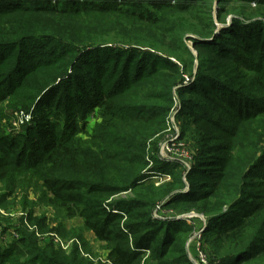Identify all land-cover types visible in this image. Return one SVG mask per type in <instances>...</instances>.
<instances>
[{
    "label": "trees",
    "instance_id": "trees-1",
    "mask_svg": "<svg viewBox=\"0 0 264 264\" xmlns=\"http://www.w3.org/2000/svg\"><path fill=\"white\" fill-rule=\"evenodd\" d=\"M228 4L229 0H0V49H7L0 51V68L6 70L0 75V102L32 71L20 44L33 39L36 20L91 10L104 16L117 13L126 21L70 20L68 27L81 38L60 44L68 51L59 69L63 73L40 90L31 111L32 125L21 134L0 136L3 164L16 162L36 171L55 204L68 217H80L84 227L107 244L114 264H141L146 253L149 258L143 264H193L188 252L194 253V248L187 251V241L194 222L201 219L193 217L192 225L182 218H154L156 201L167 195L164 206L175 204L180 211L205 217L201 240L210 238L216 256L210 262L264 264V183L261 169H256L264 150L255 159L240 158L244 148L257 151L258 142L247 137L241 141L240 133L233 147L223 137L213 144L200 142L205 150L201 156L210 158L198 160L196 169L186 173L187 184L178 176L160 188L148 183L153 181L148 171L170 170L158 165L149 169L144 157L148 140L165 128L174 91L182 96L180 117L196 108L194 117L214 131L227 129L211 117L209 106L183 97L185 92L198 93L206 105L233 120V128L245 121L257 125L264 143V15L247 19L242 11H234L228 25H217ZM181 14L192 21L181 19ZM175 16L177 21H171ZM100 32H114L120 44L94 43L92 35ZM144 46L164 48L173 59ZM102 53L113 57L102 59ZM57 78L61 86L69 85L66 92H59ZM75 86H80V98L72 95ZM95 109L102 119L115 121V133L95 131L83 140L79 134L85 131V118ZM31 135L30 142L21 140ZM123 192L132 195L117 198ZM29 244L27 253L40 259L39 264H92L60 249Z\"/></svg>",
    "mask_w": 264,
    "mask_h": 264
},
{
    "label": "rangeland",
    "instance_id": "rangeland-1",
    "mask_svg": "<svg viewBox=\"0 0 264 264\" xmlns=\"http://www.w3.org/2000/svg\"><path fill=\"white\" fill-rule=\"evenodd\" d=\"M215 4L217 3L215 2ZM234 11L235 13L242 11L247 19H256L264 15V5H259L257 0H229L227 11L222 14L221 20H216L217 25L221 23L228 25ZM215 13H217V9H215ZM100 17H105L112 22L124 21L123 23H126L124 17L117 13H110L104 16L97 15L91 10H78L77 13H67L66 15L57 14L56 18L50 21L46 19L36 20L37 24L35 26L37 28L31 34L34 36L33 39L22 40L20 44L24 52L29 55V60H26V62L32 67V71H29L28 75L26 74L22 78L18 86L0 102V136H12L15 133L21 134L25 127L28 129L32 125L31 111L38 103L40 90L53 85L50 83L52 77L63 73L59 69L64 68V61L67 59L68 51L61 49V47L59 48L60 44L65 39L72 40L74 38V40H79L81 38L80 34H74L68 27L70 20ZM180 18L185 21H192V19L183 14L180 15ZM176 19L177 16H175V19L172 18L171 21H177ZM46 36L48 38H45ZM92 39L94 43L113 47L120 44L118 42L120 40L119 35L114 32L94 33ZM187 44L193 54L196 55L194 44L189 40ZM144 47L155 51L162 57L173 59L164 48ZM0 51H7V49L3 48ZM163 51L165 53H162ZM167 51H170V48ZM107 55L102 53L100 57L104 59ZM110 56L113 57V54ZM110 56L108 55V57ZM55 57L58 58L56 62H54ZM2 71L6 70L0 68V75ZM73 72L80 75V72H82L83 74V71L76 70ZM58 79L55 82L57 83L56 85L60 86L59 92H66L69 85L63 84L61 86ZM79 89L80 86L73 87L72 95L74 98H76V95L79 98L81 97ZM181 97L174 91L173 103L171 111L166 118L165 128L147 142L144 157L149 161V169L158 165L159 167L162 166L163 169L170 170V172H167L170 175L169 180L163 178L148 182L153 184L154 188L164 187L165 185L170 186L172 178L178 176L182 180L184 179L187 184L186 173L196 169L195 164L198 160L210 158V156H201L205 150L200 147V142L213 144L216 137L218 139L223 137L222 140H229L230 145L233 147V143L240 133L241 141L247 137V139L258 142L257 151L244 148L240 158L243 160L251 157L256 158L260 155L261 149L264 150L263 135L260 137L257 125L254 127L250 122L245 121L242 124L237 123L236 127L233 128L231 126L233 120L222 110L206 105L205 103L207 102L198 93L189 94L185 92L183 97L189 98L193 102L196 101L202 106H209L208 113L211 117L218 121V124L227 126V129H224L225 132L222 130H219V132L214 131L209 123L194 117L193 111L196 108L180 117L178 113L180 111L179 100ZM76 100L72 103V106L75 105ZM49 119H51L50 116ZM115 126L114 120L102 119L100 110L95 109L85 118V131L79 134V137L87 140L91 137L90 135L95 134V131L102 134L115 133ZM252 132L255 133L251 135ZM23 136L21 140L28 142L34 137L31 135L29 140H26ZM80 149L83 148L80 147ZM5 159L0 152V258L2 259L0 264H39L40 259L27 253L32 249L30 242L36 243L40 249L48 250L51 247L60 249L65 255L74 254L79 259H86L92 264H114V255L107 244L98 240L91 231L87 230L80 217H68L64 210L55 204L52 194L43 187L36 176V171L25 170L19 167L20 164L16 162L3 164ZM257 161L256 169H261L260 175L263 176L261 180L264 183V157L258 158ZM159 172L162 171L160 170ZM253 189L257 190L259 187L256 186ZM131 195L123 192L117 198L127 199ZM169 198L170 196L167 195L163 199L156 201L152 209V215L155 218L166 220L172 218V216H182L191 212L180 211L179 206L175 204L164 206V203ZM195 217H199L201 220L195 221L194 218V229H203L205 219L200 216ZM209 240L210 238H205L202 245L208 259H213L212 261H214L216 256L209 245ZM192 243V239H188L187 251H189ZM19 250L20 252L18 253L17 251ZM147 256L148 254L146 253L141 260V264L148 261L149 257Z\"/></svg>",
    "mask_w": 264,
    "mask_h": 264
},
{
    "label": "built area",
    "instance_id": "built-area-1",
    "mask_svg": "<svg viewBox=\"0 0 264 264\" xmlns=\"http://www.w3.org/2000/svg\"><path fill=\"white\" fill-rule=\"evenodd\" d=\"M150 173L149 178L152 180L156 179H170V175L167 172H159V171H148ZM195 216H200L205 219V217L202 214H196L194 212H189L185 215H177V216H172L170 219H184L188 223L192 222L191 219ZM155 218V216H153ZM205 223V222H204ZM201 231L200 230H193L191 232L190 238L192 239L193 243L190 247L194 248V253L188 252L189 258L192 261L193 264H216V262H210L208 259L207 253L205 252L203 245H202V240H201Z\"/></svg>",
    "mask_w": 264,
    "mask_h": 264
}]
</instances>
